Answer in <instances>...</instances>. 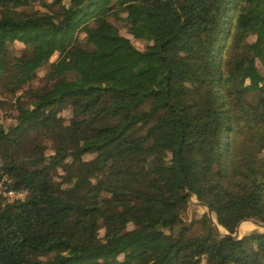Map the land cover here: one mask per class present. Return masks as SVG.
I'll return each mask as SVG.
<instances>
[{"label": "trees", "instance_id": "1", "mask_svg": "<svg viewBox=\"0 0 264 264\" xmlns=\"http://www.w3.org/2000/svg\"><path fill=\"white\" fill-rule=\"evenodd\" d=\"M0 95V264H264V0H0Z\"/></svg>", "mask_w": 264, "mask_h": 264}, {"label": "rangeland", "instance_id": "2", "mask_svg": "<svg viewBox=\"0 0 264 264\" xmlns=\"http://www.w3.org/2000/svg\"><path fill=\"white\" fill-rule=\"evenodd\" d=\"M110 21L119 29V32L122 35H125L131 38V36L126 32V28H125L126 26L123 21L117 20L115 18H112ZM132 41L137 46H140L139 45L140 41L135 40L133 38H132ZM44 72H45L44 69H40L38 72L39 76H42ZM37 85H39L38 80H36L32 84L33 87ZM10 100H12L11 96L0 95V124L4 126H9L13 122V119L10 117V115L11 114L14 115L15 110L12 109L13 107L12 105H9V103H11ZM62 115L67 119L70 116V113L69 111H63ZM262 153L264 154V150L262 151ZM202 215L209 216L214 222V224H216L214 214L211 213L206 206H203L202 204H200L194 197H191L190 205L188 206V208H186L183 214L184 220L186 222L192 221L194 219H199ZM217 229L221 233H226V231L218 225H217ZM195 230L196 232L200 231V228L197 224L195 225ZM253 230L264 232V226L259 224L258 222L248 220L247 222L240 223L238 227L235 229V232L233 233V235L236 237H241L243 235L250 233Z\"/></svg>", "mask_w": 264, "mask_h": 264}, {"label": "built area", "instance_id": "3", "mask_svg": "<svg viewBox=\"0 0 264 264\" xmlns=\"http://www.w3.org/2000/svg\"><path fill=\"white\" fill-rule=\"evenodd\" d=\"M6 181L7 178L5 176L0 179V195L5 199V201L12 202L14 200H24L26 192L24 190L8 188L5 184ZM200 264H204V262L201 261Z\"/></svg>", "mask_w": 264, "mask_h": 264}]
</instances>
